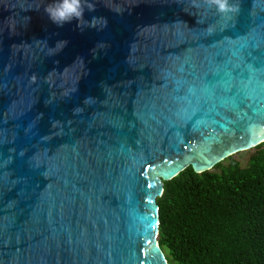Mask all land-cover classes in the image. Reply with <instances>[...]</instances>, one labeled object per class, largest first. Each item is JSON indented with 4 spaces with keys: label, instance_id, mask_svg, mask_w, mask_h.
<instances>
[{
    "label": "water",
    "instance_id": "water-1",
    "mask_svg": "<svg viewBox=\"0 0 264 264\" xmlns=\"http://www.w3.org/2000/svg\"><path fill=\"white\" fill-rule=\"evenodd\" d=\"M0 0V264H168L157 197L264 142V0Z\"/></svg>",
    "mask_w": 264,
    "mask_h": 264
},
{
    "label": "trees",
    "instance_id": "trees-1",
    "mask_svg": "<svg viewBox=\"0 0 264 264\" xmlns=\"http://www.w3.org/2000/svg\"><path fill=\"white\" fill-rule=\"evenodd\" d=\"M251 149L245 164L235 153L164 181L158 242L168 264H264V142Z\"/></svg>",
    "mask_w": 264,
    "mask_h": 264
},
{
    "label": "clouds",
    "instance_id": "clouds-1",
    "mask_svg": "<svg viewBox=\"0 0 264 264\" xmlns=\"http://www.w3.org/2000/svg\"><path fill=\"white\" fill-rule=\"evenodd\" d=\"M212 4H215L217 10L225 12L232 9V5L229 4V0H210ZM94 0H52L45 7L49 19L57 26H63L65 23H69L73 20L77 22V27L81 30L85 27H96L98 23H106L103 18L93 16L91 19H85V11H95Z\"/></svg>",
    "mask_w": 264,
    "mask_h": 264
},
{
    "label": "rangeland",
    "instance_id": "rangeland-1",
    "mask_svg": "<svg viewBox=\"0 0 264 264\" xmlns=\"http://www.w3.org/2000/svg\"><path fill=\"white\" fill-rule=\"evenodd\" d=\"M253 152V149L241 151L239 153L235 154L236 159L240 160L242 164H245L250 156V154Z\"/></svg>",
    "mask_w": 264,
    "mask_h": 264
}]
</instances>
